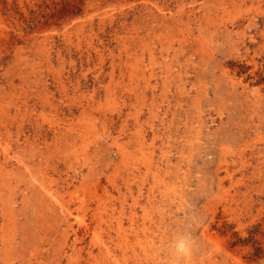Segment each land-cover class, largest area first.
Here are the masks:
<instances>
[{"label":"rangeland","instance_id":"rangeland-1","mask_svg":"<svg viewBox=\"0 0 264 264\" xmlns=\"http://www.w3.org/2000/svg\"><path fill=\"white\" fill-rule=\"evenodd\" d=\"M0 104V264H264V0H0Z\"/></svg>","mask_w":264,"mask_h":264},{"label":"bare ground","instance_id":"bare-ground-1","mask_svg":"<svg viewBox=\"0 0 264 264\" xmlns=\"http://www.w3.org/2000/svg\"><path fill=\"white\" fill-rule=\"evenodd\" d=\"M225 3H226V2H225ZM80 4H81V3H80ZM222 5H223V4H222ZM149 8H150V7H149ZM223 10H224V9H223ZM87 16H88V15H87ZM197 19H198V18H197ZM63 26H64V25H63ZM204 27H205V26H204ZM197 28H198V27H197ZM126 36H127V35H126ZM45 40H46V39H45ZM17 41H18V40H17ZM170 42H171V41H170ZM180 42H181V41H180ZM199 42H200V41H199ZM44 45H45V44H44ZM15 46H16V45H15ZM110 53H111V52H110ZM154 53H155V52H154ZM45 56H46V55H45ZM112 56H113V55H112ZM43 57H44V56H43ZM118 57H119V55H118ZM139 58H140V57H139ZM45 61H46V60H45ZM139 61H140V60H139ZM145 68H146V67H145ZM140 70H141V69H140ZM176 72H177V71H176ZM32 73H33V72H32ZM14 80H15V79H14ZM142 80H143V79H142ZM107 82H108V81H107ZM199 84H200V83H199ZM135 87H136V86H135ZM131 93H132V92H131ZM24 101H25V100H24ZM27 103H28V102H27ZM1 106H2V105L0 104V108H2ZM31 106H33V105H31ZM25 108H26V107H25ZM30 108H31V107H30ZM67 108H68V107H67ZM69 109H70V108H69ZM55 111L57 112V110H55ZM30 112H31V111H30ZM56 112H55V113H56ZM90 112H91V111H90ZM29 114H30V113H29ZM31 115H32V114H31ZM80 116H81V115H80ZM70 120H71V119H70ZM86 120H87V119H86ZM262 120H264V119H262ZM58 122H59V121H58ZM62 123H63V122H62ZM71 123H72V122H71ZM56 124H57V123H56ZM58 125H59V124H58ZM76 125H78V124H76ZM88 125H89V124H88ZM2 126H3V125H2ZM54 126H55V125H54ZM80 126H81V125H80ZM91 126L94 127V124H92ZM78 127H79V125H78ZM92 127H91V128H92ZM52 128H53V127H52ZM70 128H71V127H70ZM75 128H76V127H75ZM80 128H81V127H80ZM94 128H95V127H94ZM139 128H140V127H139ZM56 129H57V128H56ZM48 130H49V129H48ZM48 130H47V131H48ZM70 130H71V129H70ZM59 131H60V130H59ZM54 132H55V131H54ZM89 132H90V131H89ZM57 133H58V132H57ZM71 133H72V132H71ZM71 133H70V134H71ZM76 133H77V132H76ZM66 134H67V133H66ZM78 134H79V133H78ZM81 134H82V133H81ZM56 135H57V134H56ZM59 135H60V133H59ZM61 135H62V134H61ZM63 135H64V134H63ZM57 136H58V135H57ZM140 136H141V134H140ZM83 137H84V136H83ZM10 138H11V137H10ZM53 138H54V137H53ZM70 138H71V137H70ZM76 138H77V137H76ZM4 139H5V138H4ZM56 139H57V138H56ZM64 139H65V138H64ZM213 139H214V138H213ZM7 140H8V139H7ZM10 140H11V139H10ZM1 142H2V140L0 139V144H1ZM14 142H15V141H14ZM14 142H13V143H14ZM55 142H56V141H55ZM71 142H72V141H71ZM4 143H5V147H6L7 149H9V147H10L11 145L8 144L7 142H4ZM72 143H73V142H72ZM142 143H143V142H142ZM116 145H117V148H118V150H119V152H120V155H121V158H120V159H121L122 161L125 160V158H126L127 155H128V154H126V153H127V150L125 151L124 146L121 145V144H116ZM13 146H14V145H13ZM49 146H50V145H49ZM140 146H141V145H140ZM60 147H61V146H60ZM66 147H67V146H66ZM4 149H5V148H4ZM4 149H2V150H4ZM7 149H6V150H7ZM142 150H143V149H142ZM4 151H5V150H4ZM148 153H149V152H148ZM223 154H224V153H223ZM224 157H225V156H224ZM3 159H4V158H3ZM23 159H24V158H23ZM142 159H143V158H142ZM144 160H145V159H144ZM127 162H128V161H127ZM127 162H126V163H127ZM261 162H262V161H261ZM42 163H43V162H42ZM42 163H41V164H42ZM126 163H125V164H126ZM222 163H223V162H222ZM46 164H47V162H46ZM43 165H44V164H43ZM146 165H147L146 167L149 168V166H150V162H148ZM45 166H46V165H45ZM19 167H20V166H19ZM46 167H47V166H46ZM21 168H22V167H21ZM32 168L34 169V167H32ZM43 168H44V167H43ZM241 168H242V167H241ZM44 169H45V168H44ZM52 169H53V168H52ZM23 170H24V169H23ZM45 170H46V169H45ZM45 170H44V171H45ZM25 171H27V175H28V177H29V179H30V178L32 177V172H31L30 169H28V168H26ZM41 172H42V171H41ZM125 172H126V171H125ZM16 173H17V172H16ZM7 174H8V175H12V174H14V173H12V174H11V173H7ZM23 175H24V174H23ZM42 175H43V174H42ZM6 176H7V175H5V177L2 178V183H3V181L6 182V180H7V179H5ZM44 176H45V175H44ZM44 176H43V177H44ZM7 177H8V176H7ZM26 177H27V176H26ZM4 179H5V180H4ZM45 180H46V179H45ZM31 181H32V180H31ZM38 181H39V180H38ZM40 181H41V180H40ZM46 181H48V179H47ZM124 181H125V180H124ZM5 182H4V183H5ZM41 183H42V182H41ZM21 184H22V183H21ZM4 185H5V184H4ZM6 185H7V184H6ZM80 186H81V185H80ZM80 186H79V187H80ZM129 186H130V185H129ZM4 188H5V187H4ZM100 189H101V188H100ZM106 190H107V189H106ZM87 191H88V190H87ZM87 191H86V192H87ZM107 191H108V190H107ZM94 193H95V192H94ZM237 193H238V192H237ZM44 194H45V193H44ZM106 194H108V192H107ZM40 197H41V196H40ZM42 197H43V196H42ZM44 197H45V196H44ZM88 197H89V196H88ZM91 197H92V196H91ZM98 198H99V197H98ZM98 198H96V199L98 200ZM100 198H101V197H100ZM103 198H104V197H103ZM89 199H90V198H89ZM94 200H95V199H94ZM116 200H117V199H116ZM133 200H134V199H133ZM133 200H132V201H133ZM88 201H89V200H88ZM99 201H100V200H99ZM99 201H97V202H99ZM93 202H94V201H93ZM102 202H103V201H102ZM46 203H47V202H46ZM99 203H100V202H99ZM54 204H55V203H54ZM95 204H96V203H95ZM95 204H94V205H95ZM84 205H85V204H84ZM84 205H83V206H84ZM87 205H88V204H87ZM87 205H86V206H87ZM100 205H101V204H100ZM122 205H123V204H122ZM134 206H135V205H134ZM83 208H85V207H83ZM120 209H122V208H120ZM145 209H146V208H145ZM45 210H46V209H45ZM48 210H49V209H48ZM48 210H47V211H48ZM112 210H113V209H112ZM85 211H86V209H85ZM45 212H46V211H45ZM45 212H44V213H45ZM96 213H97V212H96ZM234 213H236V212H234ZM47 214H48V213H47ZM52 214H53V213H52ZM70 214H71V213H70ZM59 215H60V214H59ZM95 215H96V214H95ZM61 216H63V215H61ZM44 217H45V216H44ZM106 217H107V216H106ZM111 218H112V217H111ZM43 219H45V218H43ZM115 219H116V218H115ZM133 220H134V219H133ZM59 221H60V220H59ZM59 221H58V222H59ZM93 221H94V220H93ZM143 221H144V220H143ZM12 222H13V221H12ZM118 222H119V221H118ZM118 222H117V224H118ZM59 223H60V222H59ZM139 223H140V222H139ZM57 224H58V223H57ZM117 224H116V225H117ZM96 225H97V224H96ZM137 225H138V224H137ZM141 225H142V224H141ZM232 225H233V224H232ZM51 226H52V225H51ZM51 226H49V227H51ZM99 226H100V225H99ZM107 226H108V225H107ZM121 227H122V225H121ZM52 228H53V227H52ZM100 228H101V227H100ZM56 229H57V228H56ZM52 230H53V229H52ZM55 232H56V231H55ZM14 234H15V233H14ZM67 234H68V233H67ZM121 234H122V233H121ZM37 236H38V235H37ZM128 239H129V238H128ZM51 241H52V240H51ZM53 241H54V240H53ZM53 241H52V242H53ZM137 245H138V244H137ZM48 246H50V245H48ZM92 247H93V246H92ZM46 249H47V248H46ZM54 257H55V256H54ZM107 261H108V260H107ZM91 264H92V263H91Z\"/></svg>","mask_w":264,"mask_h":264},{"label":"clouds","instance_id":"clouds-1","mask_svg":"<svg viewBox=\"0 0 264 264\" xmlns=\"http://www.w3.org/2000/svg\"><path fill=\"white\" fill-rule=\"evenodd\" d=\"M194 244L195 241L189 228V230L181 232L177 237L172 239L171 248L173 255L177 260L190 257Z\"/></svg>","mask_w":264,"mask_h":264}]
</instances>
